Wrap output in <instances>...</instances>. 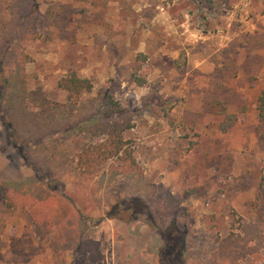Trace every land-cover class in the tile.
I'll use <instances>...</instances> for the list:
<instances>
[{"label":"rangeland","instance_id":"obj_1","mask_svg":"<svg viewBox=\"0 0 264 264\" xmlns=\"http://www.w3.org/2000/svg\"><path fill=\"white\" fill-rule=\"evenodd\" d=\"M0 50V179L38 177L54 204L49 223L37 200L0 197V264H204L248 224L262 247L237 264H264V0H0ZM17 58L27 88L54 101L74 70L94 84L86 110L111 93L132 124L125 151L89 178L78 157L101 137L19 123ZM226 112L237 120L222 131Z\"/></svg>","mask_w":264,"mask_h":264},{"label":"trees","instance_id":"obj_2","mask_svg":"<svg viewBox=\"0 0 264 264\" xmlns=\"http://www.w3.org/2000/svg\"><path fill=\"white\" fill-rule=\"evenodd\" d=\"M10 54L13 55L11 50L7 52L8 56H11ZM20 64L21 62L17 58L16 67L12 70V77H10L13 97H7L8 105L11 109L19 112V123H22L26 128H31V130L37 129V132L40 131L41 135L46 128L53 127L55 130L62 131L63 133L86 131L91 136L101 137L100 141L91 142L84 147L78 157L79 169L89 178L97 175L103 169L104 164L111 158L121 155L125 146L124 131L130 128L132 124L111 93L103 92L101 94L102 112L94 113L92 110H86L82 106V103H80L81 98L83 94L93 90L94 84L90 78L80 76L74 70L68 72L59 81V87L68 93L67 102L54 101L49 98L48 93L41 87L33 90L27 88L24 73L18 69ZM144 83L145 80H141V84ZM27 101L36 107V111L32 113L26 110ZM225 110L227 109L225 108ZM257 115L259 120L264 123V90L258 98ZM125 119L128 121H125ZM236 120L237 115L235 113L226 112V119L220 122L222 131H228L236 123ZM52 160L55 169L70 170L62 155L55 154ZM106 175L108 176L104 172V177ZM139 179L145 183L144 178L141 177ZM30 180L26 179L21 182L12 183L0 179V197H5L12 202L17 198H21V205L23 207L26 206L29 200H37L39 207L46 209L45 214H42L40 218L51 223L54 216L52 212L54 204L51 200V194L47 193V190L41 187L40 184H36L39 180L38 177H34L32 183ZM141 189L144 188L141 187L134 191H143ZM147 195L148 193H146L144 199L146 200V204L149 205L152 200ZM171 226L174 235L178 231H181L177 228L175 222H172ZM40 227H37L38 234L44 237L46 232ZM73 232L76 234L75 238L78 243L80 242L83 248L93 251L92 241L86 235L85 230H80L79 232L74 230ZM260 232L259 225L248 224V226H244L241 235H230L225 238L222 241L219 252L212 260L206 261L204 264H237L239 259L246 257L250 253L259 251L262 247ZM186 235L187 232L185 235L183 233L181 239L185 240ZM174 240L178 244L180 242L179 236L175 235ZM253 242L254 244H252Z\"/></svg>","mask_w":264,"mask_h":264}]
</instances>
